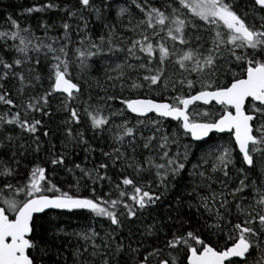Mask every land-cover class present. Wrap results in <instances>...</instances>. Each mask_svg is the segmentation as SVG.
Masks as SVG:
<instances>
[{
	"label": "snow or ice",
	"instance_id": "1",
	"mask_svg": "<svg viewBox=\"0 0 264 264\" xmlns=\"http://www.w3.org/2000/svg\"><path fill=\"white\" fill-rule=\"evenodd\" d=\"M51 11L0 26V264H264V0Z\"/></svg>",
	"mask_w": 264,
	"mask_h": 264
},
{
	"label": "trees",
	"instance_id": "2",
	"mask_svg": "<svg viewBox=\"0 0 264 264\" xmlns=\"http://www.w3.org/2000/svg\"><path fill=\"white\" fill-rule=\"evenodd\" d=\"M39 2H41V0H0V26L6 27L5 17L9 14L19 19L22 26L31 25L33 30L36 31L37 35H42V31L39 29L38 25L44 22L45 20H47L50 24L55 22L57 25H59L60 22L59 16L61 14L55 11H51L47 13H32L31 15L24 13V9ZM44 2H46V0H44ZM58 2H62V0H58ZM91 27L93 28L94 32L100 31V26L98 24H93L91 25ZM54 34L55 33H50V35H54ZM106 63L107 61L100 60L97 64L98 71L93 72L92 76L93 77L99 76L101 79H103L102 66L105 65ZM173 126H174V122H173ZM83 194L88 195L87 192ZM84 215L85 214L81 213L79 216L76 215L64 216L63 219L72 226L68 230L71 231L73 228L76 227L77 224L82 222L84 220ZM45 219L47 220V217H45ZM55 259L56 257L54 252L51 254V256L46 257L48 264H54Z\"/></svg>",
	"mask_w": 264,
	"mask_h": 264
},
{
	"label": "rangeland",
	"instance_id": "3",
	"mask_svg": "<svg viewBox=\"0 0 264 264\" xmlns=\"http://www.w3.org/2000/svg\"><path fill=\"white\" fill-rule=\"evenodd\" d=\"M202 108L204 107V106H201ZM221 143L223 142V141H220Z\"/></svg>",
	"mask_w": 264,
	"mask_h": 264
}]
</instances>
